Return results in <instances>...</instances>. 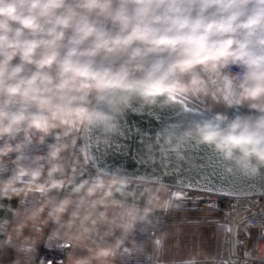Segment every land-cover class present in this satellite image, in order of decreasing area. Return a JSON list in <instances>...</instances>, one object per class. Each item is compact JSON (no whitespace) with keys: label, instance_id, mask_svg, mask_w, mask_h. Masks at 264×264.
<instances>
[{"label":"clouds","instance_id":"9594fccd","mask_svg":"<svg viewBox=\"0 0 264 264\" xmlns=\"http://www.w3.org/2000/svg\"><path fill=\"white\" fill-rule=\"evenodd\" d=\"M229 66L242 69L235 79L249 111L195 122V135L258 172L264 0H0V137L84 119L111 130L114 117L88 108L87 97L110 107L132 96L154 102L183 87L184 75ZM192 135L188 129L180 139ZM12 150L6 144L0 155Z\"/></svg>","mask_w":264,"mask_h":264},{"label":"crops","instance_id":"0c3cea01","mask_svg":"<svg viewBox=\"0 0 264 264\" xmlns=\"http://www.w3.org/2000/svg\"><path fill=\"white\" fill-rule=\"evenodd\" d=\"M224 79L220 93H224L229 102L247 106L239 92L234 95L238 85L229 77ZM181 80L183 87L174 91L215 114L225 112L217 94L209 91L203 69L184 75ZM94 99L95 94L87 97L85 105L91 108ZM53 123L57 126L41 130L39 134L52 139L47 171L52 182L61 179L62 184L48 189L47 185L18 184L10 187L15 188L13 190H1L0 264H27L28 255L41 244L38 230H46L71 243L66 264H114V248L128 235L131 220L140 206L165 208L170 188L146 184L140 206L113 198L117 179L110 176L86 179L73 184L71 189L64 188L66 182L62 178L76 172L73 170L77 164L75 143L77 135L85 131L86 119L68 124Z\"/></svg>","mask_w":264,"mask_h":264},{"label":"water","instance_id":"95a60500","mask_svg":"<svg viewBox=\"0 0 264 264\" xmlns=\"http://www.w3.org/2000/svg\"><path fill=\"white\" fill-rule=\"evenodd\" d=\"M238 92L236 87L234 95ZM91 108L110 113L115 127L106 130L86 121L81 144L84 154L78 152L77 164L73 167L76 172L64 184L66 189L86 179L110 176L117 179L113 198L138 206L142 204L146 184L169 187L167 198L172 187L186 189L183 185L193 182L208 183L214 189H222L213 193L224 195H228L226 193L232 188L248 186L251 191L244 195L264 193V168L258 172L251 169L244 171L234 160H224L212 147L198 142L194 123L213 119L216 114L176 91L158 95L154 102L132 96L126 105L117 102L112 107L95 97ZM234 114H238L237 109ZM188 129H193V135L181 140L180 137ZM177 144L181 146L176 148ZM213 153L216 155L214 164H222L238 174L225 173L229 177L226 181L218 174L224 172L223 167L217 168L214 173L206 166ZM61 181L52 182L45 188L61 185ZM13 189L6 187L2 190ZM256 213L244 215L234 224Z\"/></svg>","mask_w":264,"mask_h":264},{"label":"built area","instance_id":"2783aa9c","mask_svg":"<svg viewBox=\"0 0 264 264\" xmlns=\"http://www.w3.org/2000/svg\"><path fill=\"white\" fill-rule=\"evenodd\" d=\"M240 72L241 68L229 66L215 72L205 71V74L213 89L217 90L219 86L217 74L221 78L229 77L238 85L239 81L235 77ZM218 98L225 106L223 114L229 120L249 111L247 106L227 102L220 94ZM236 109L238 114H234ZM83 133L77 135L76 156L79 151L81 155L84 154V150L81 149ZM51 141L50 137H41L39 131L26 126H23L14 137H0V148L8 144L13 149L6 155H0V192L3 188L18 184L32 183L45 186L52 182L53 178L47 171ZM70 175L66 174L62 178L64 182L68 181ZM171 192H185L186 198L178 201H171L169 198L167 206L160 209L140 206L136 216L131 220L128 235L114 248L112 253L114 264H156L153 241L163 234L170 217V206L178 202L217 210L227 218L225 228L233 225L242 216L257 212L242 223L239 222V247L235 258L231 255L232 233L224 230L220 264H264V193L231 196L177 187H172ZM146 209L150 211L145 218ZM226 213L228 215H225ZM71 248L68 240L45 232L39 249L28 255L27 264H66Z\"/></svg>","mask_w":264,"mask_h":264},{"label":"rangeland","instance_id":"374dc122","mask_svg":"<svg viewBox=\"0 0 264 264\" xmlns=\"http://www.w3.org/2000/svg\"><path fill=\"white\" fill-rule=\"evenodd\" d=\"M206 79L209 91L215 92L217 97L222 95L229 102V98L220 93L226 80L217 75L219 86L214 90L207 75ZM226 219L215 209L195 204L178 202L170 206V217L160 236L161 246L156 249V264H184L188 259H193L195 264H220ZM37 232L42 240L48 231Z\"/></svg>","mask_w":264,"mask_h":264},{"label":"snow or ice","instance_id":"6c2138e0","mask_svg":"<svg viewBox=\"0 0 264 264\" xmlns=\"http://www.w3.org/2000/svg\"><path fill=\"white\" fill-rule=\"evenodd\" d=\"M215 159H216V155L213 153V155H211L209 157V160L206 162V166L212 168L214 173H216L217 168L223 167L224 172L218 173V174L221 175L226 181L229 179V177L226 176L225 173H236V174H238L234 170L227 169L222 164H214L213 160H215ZM183 187L188 189V190H193V191L212 192V191H221L222 190V189H214L213 187L209 186L208 183L201 184L199 182L187 183V184H184ZM249 191H251L250 186H248L247 188H240V189L232 188V190L226 194L233 195V196H239L241 194L242 195L247 194ZM169 198L171 201L183 200L186 198V193L185 192H170ZM176 207H180V205H176ZM225 215H228V214L226 213ZM246 219H247V217H243L241 220V223ZM224 230L232 233L231 255L236 257L238 255L237 250L239 247V223L234 224V225H230V226L226 227ZM155 235L156 234L154 233L153 236L155 237ZM153 246H154V249H159L161 246V239L155 238L153 241ZM184 264H195V261L193 259H188V260L184 261Z\"/></svg>","mask_w":264,"mask_h":264}]
</instances>
